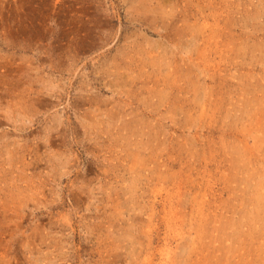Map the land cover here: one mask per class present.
<instances>
[{"label": "rangeland", "instance_id": "rangeland-1", "mask_svg": "<svg viewBox=\"0 0 264 264\" xmlns=\"http://www.w3.org/2000/svg\"><path fill=\"white\" fill-rule=\"evenodd\" d=\"M0 264H264V0H0Z\"/></svg>", "mask_w": 264, "mask_h": 264}]
</instances>
